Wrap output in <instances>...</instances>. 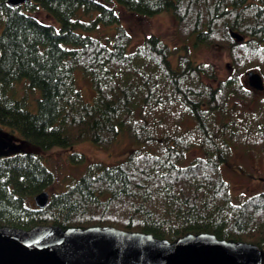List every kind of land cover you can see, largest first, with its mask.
Instances as JSON below:
<instances>
[{
	"label": "trees",
	"instance_id": "16d2710c",
	"mask_svg": "<svg viewBox=\"0 0 264 264\" xmlns=\"http://www.w3.org/2000/svg\"><path fill=\"white\" fill-rule=\"evenodd\" d=\"M119 8L170 9L185 51L155 33L132 44ZM192 38L227 47V77L192 57ZM76 69L92 85L91 101ZM248 70L264 83V0H0V123L44 150L84 140L109 148L121 129L141 143L115 164L87 163L43 207L30 199L55 180L44 157L0 154V225L113 226L169 241L210 232L256 243L264 264V189L234 193L221 170L234 150L264 152V88L247 84ZM36 90L34 110L27 96ZM68 158L85 160L81 152Z\"/></svg>",
	"mask_w": 264,
	"mask_h": 264
},
{
	"label": "water",
	"instance_id": "95a60500",
	"mask_svg": "<svg viewBox=\"0 0 264 264\" xmlns=\"http://www.w3.org/2000/svg\"><path fill=\"white\" fill-rule=\"evenodd\" d=\"M27 0H7L10 5ZM232 37L243 36L231 32ZM246 82L264 88L258 71L248 70ZM0 136V150L7 146ZM42 190L33 196L38 207L49 199ZM260 247L249 241H230L210 232L187 233L169 241L151 233L113 226L37 224L30 228L0 225V264H261Z\"/></svg>",
	"mask_w": 264,
	"mask_h": 264
},
{
	"label": "rangeland",
	"instance_id": "374dc122",
	"mask_svg": "<svg viewBox=\"0 0 264 264\" xmlns=\"http://www.w3.org/2000/svg\"><path fill=\"white\" fill-rule=\"evenodd\" d=\"M36 14L46 23L59 26L58 21L43 10H38ZM120 22L128 29L132 36V44L140 42L145 34H158L166 43L171 46H180L179 52L185 51V46H181V41L176 32V19L170 9L162 10L152 15H140L119 8ZM109 30V29H108ZM186 46L190 50L192 57L197 61L211 62L217 73V79L227 77L230 72L229 54L226 46L194 44V39L186 41ZM170 55L173 66L177 64L178 53ZM75 79L82 96L86 101L93 99L94 90L89 80H87L80 69L75 71ZM206 83L217 84V79L203 76ZM23 85V84H22ZM37 95L29 92L27 96L28 106L36 109ZM0 136L4 137L8 144L0 150L2 155H10L18 151H33L44 157L47 165L54 171L55 180L47 187L49 195L63 189L65 183L73 177H78L87 163L101 161L106 164H115L124 160L129 152L140 147L141 143L128 137L125 129H121L118 138L109 148H102L90 140L80 141L67 147H53L44 150L39 146L29 142L16 129L0 123ZM199 149H194L188 154V158L199 153ZM81 152L85 160L81 164L74 163L68 157L71 153ZM223 176L229 181L234 193L253 194L264 189V152L234 150L230 159L221 166ZM31 205H36L30 199Z\"/></svg>",
	"mask_w": 264,
	"mask_h": 264
}]
</instances>
